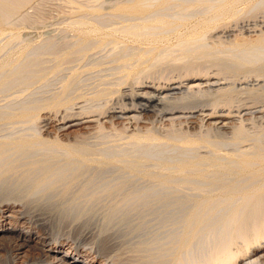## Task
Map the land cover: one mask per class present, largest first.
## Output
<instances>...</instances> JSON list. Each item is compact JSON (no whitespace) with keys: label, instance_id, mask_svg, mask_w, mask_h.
Here are the masks:
<instances>
[{"label":"bare ground","instance_id":"6f19581e","mask_svg":"<svg viewBox=\"0 0 264 264\" xmlns=\"http://www.w3.org/2000/svg\"><path fill=\"white\" fill-rule=\"evenodd\" d=\"M29 1L30 0H0V36L2 38V36H5L7 34L6 36L9 37V38L6 37L9 39L8 41L6 40L8 45H9V43L12 44V42H13L10 40L17 39V42H18L20 40V38H22V36L20 37V35H21L20 32L18 33V32L8 31V30H6V28L4 26H6L5 25L6 23L8 24L7 20L9 18H11L12 16H14ZM167 1L168 0H128V1L126 0L125 2L119 1V3H116V4L113 3L114 5L111 8L112 10L110 9V12H112L113 16H122V17L130 16V17H134L135 19L137 17L138 18L140 17V18L137 19L139 21H133V22H129V21L121 22L120 21V23H119V24H121L120 26L119 25L118 26H111L107 29L103 28L102 26H100L98 24L95 25L93 23H90V22H87V21L81 20V19L70 20L69 22L67 21L68 22L67 26H69L70 29L74 28V30H76V32L78 31V35L76 36L75 40L70 45L67 43L69 45V46L67 45L68 47L66 46V44H64V43H66L64 41H67V40L62 41L63 44L66 46L65 48H62V49H66V48L67 49H66V51L62 50L63 52L60 51L59 54H58V52H55L57 49L56 50L53 49V48H55L56 43H54L52 40L45 41L42 43V45L41 44L33 45L31 43L36 48V49L35 48L33 49V46L32 45L30 46V49L32 47V49L34 50V54L32 53L33 52V50H32L29 54L27 53L29 56L27 54L25 56H21L23 60L19 59L18 61H21V62L20 63L18 62V64L14 63L13 62L14 60L8 62L9 58H7L8 56H6V53L3 51L5 53L6 58L0 57V90H2V92L4 89L12 88V86H15L16 84H18V86H20L19 84H23V85L27 86V88L29 89V87H31L32 85H34L38 82H41L42 80L49 77V75L50 76L51 75L52 76L58 75L61 72L60 70H62V67H63V66L62 67L59 66V64L63 60L65 61V59L70 54L75 53L74 55H76V52H83L84 54H86L85 52L90 47L87 48L86 47L87 44H85V43H87L91 38L94 39V45L96 47H100V46L114 42V40L117 39L115 37V33H118V36L120 39L129 40V42H127V43H136V44H134L136 46H133V47L131 46V48H130V46L125 45V43H123L124 42V40H123V42L121 41L124 44V45H122L123 47H120V49L118 47L117 48L118 50H116V49L110 50L111 48L108 49V51L109 50L110 51L104 57L105 59L104 58L102 59V62H101V60H98V59L97 60L99 62L98 61L95 62L93 60L95 63L93 62L91 65H89V66L87 65L88 67H86V69L84 66H81V67H84L85 71L81 67H80V69L74 67L75 69L72 68V69H74L73 71L70 69L72 72L70 74L68 73L69 75L68 74L63 75L64 74L63 73L62 74L63 76L58 77L59 78L58 82H60L61 84L59 87L60 89H57L58 91L56 93H54L56 91L55 90L52 94H47L45 92L47 95L44 94L45 96L43 95V96H40L39 98H33V99H29V100L25 99V100L21 101V103H18L19 105H17V107L14 108V106H13V108H11V110L12 109H15V110L13 112L11 111V113L7 112L8 114H6V115H4L5 114L4 110L3 111L0 110V120L5 118L9 121V123H12V124H18V123L22 124L23 123L24 125L26 124V127H28L27 125H29V124L31 126L34 125V127H32L33 133L30 132V130H27L28 133H26V134H28V135H25V133H24V135L21 134L22 136L18 135L19 137L16 136V138L13 137L11 139H7L8 137L4 138V136H3V138L5 140L7 139L8 141H5V140L0 141V178H2L4 175H6V177H7V174L10 175L14 171H17V170H14V167H13L14 165H16V164H14L15 162L13 163L12 161H7V157L10 156L12 153H14L13 155H15V152H17V156L16 155L15 156L21 160V158L18 155L19 152H20V154L23 153L21 155V157L24 155V150H26L25 153H29L28 155H30V152H31V155H33L34 154L33 152H35V154L32 156V159L35 157V161H33V162L29 161L31 158H28V157H30V156L25 154L28 156V157L27 156L26 157L29 159L27 162H31V164H28L27 162H23V163H27L26 165H30L29 167L27 166L28 169L24 168V166L26 167V165L23 166L21 164V162H20L21 165H19V159L14 157V160L16 159L18 161V165L23 166V167H21V168H23L22 170H24V169L26 170V171L24 170L25 173H23V175L26 174V175H24V178H23V179H26V181L24 182L21 180L22 183L25 184L27 182V180H30V178L32 176L31 174H33L35 172L34 173L35 179H34V176L32 177V179L35 181L34 182L35 185L31 186L32 185L31 183L28 187L26 185L25 186L23 185L25 187L24 189H26V187L30 188V189L25 190L26 194L24 191L25 195L22 193L23 196H26V197H28V196L33 197L34 196V197L33 198L30 197L29 199L24 198L25 199L24 200L23 197L19 196L21 194L20 193L21 190H23V187L21 185H20V187L22 189H20L18 187L21 182L17 186L10 184L11 182H14L16 179L19 178L17 176V178L14 179V181H12V177H14L15 174H12L13 176H10L11 177V179H9V180H11L10 183L8 182V180H7V182L5 181L7 183L8 187H6V183H5V186L4 187L2 186L1 190H0V213H2L3 210L9 209V208H11L10 211H12V214H8L12 217V218L10 217L11 220L9 219L5 223H3V220H4L3 216L2 215L0 216V219H1L0 220V264H17L18 262H21L22 264H264V147H263V145H261L262 144L261 142L263 141V140H261L262 138L260 140L258 138V137H260L261 134L264 133L263 132L264 129L261 128L263 130L262 131L263 133L261 132V129H259L260 130L259 132H261V134L258 135V133H259L257 131L258 127L256 128V125H254L255 128L257 129L256 131L258 132L257 133V135H258L257 139L260 142H256L257 139L253 138V139H255L254 140L255 142L253 144L250 143L252 148L254 147L253 149H251L249 151L248 150L247 151H240L241 149L244 148L243 147L241 149L239 148L238 152H236L237 150L235 149L236 147L237 148L240 147L241 143L245 140H247V142L248 141L251 142V140H249V139H252V138H250L252 133L250 132V134H249V132H247V130H245L246 129L245 127H248V124H247V126H244L245 125L244 122L245 121H247V122L251 121L254 124L256 121L258 122V120H259L258 123L260 124V120H264V93H263L262 88L261 89L259 88V87H263L262 85H264V64H263L264 62H262L264 60L259 58L260 55H262V54L264 55V34H261L260 36L258 34L257 35L258 37L254 38L255 40H253V41H250V39H243L242 36L238 37L239 39L238 38H236L235 40L232 39L233 41L231 42L232 43L231 46L233 47V49H240V50L242 49L243 51H247L248 53H250V55H246V56L238 58V59H232L230 57H219L218 58L215 56L217 52L212 51L209 47H207V45L205 43L201 44V41L206 40L205 35H207V34L216 33L215 36L218 37L217 32H224V34H225V32L226 33L232 32L233 31L232 29H234V28L231 29L228 27L229 22L232 20L233 21L237 20L241 16H245L247 13H252L251 10L253 9V7H257V8L259 7V9H260L261 6H264V0H250L251 3L249 1L247 2V0H179V4H180V7H181L183 13L187 16H194L195 18H197V20L194 21L192 27L185 28V30H186L185 33L188 35V36H185V38L186 37L187 38H196V37L201 36L200 40H198L196 43H194L193 39L183 38L182 41H177L176 43H174L172 45L169 44L170 46L161 47L163 45L160 43L161 42L163 43V41H165L169 37V36L166 37L165 34L170 32V31L173 32V29L170 30L171 25L173 24V21L166 19L164 17H158V18L154 17L153 18L150 16V14H147V13H149V12L151 13L152 9L158 8L162 5L165 6L167 4L166 3ZM92 10H94V9H92ZM92 10L91 11L88 10V11L92 12ZM96 10L98 11V9L95 8L94 12H96ZM22 11L23 10H21V12ZM261 11H263V10H261ZM146 14L149 15L150 18L145 17ZM249 15L250 14H248L247 16H249ZM25 16H26V14H25ZM19 21H20V19H19ZM179 21L182 25H184L186 23L184 19H180ZM64 24H65V22H64ZM219 28H222V30ZM6 31H8V33H6ZM191 33H193V34L190 35ZM180 35H182V34H180ZM183 37H184V35H183ZM235 37H237V35H235ZM118 41H116V42H118ZM17 42H15L16 45L18 44ZM116 42H114V44ZM228 42H230V40ZM29 43L23 44L22 46L20 45L19 51L22 52V54L24 53L25 49L30 45ZM58 44H59V42H58ZM63 44L61 43L60 46L61 45L63 46ZM3 45L1 44L0 46H3L5 49V46H6L5 43ZM9 46H8V48H10ZM89 46H91V44H89ZM126 46H128L130 48V50L125 49V48H127ZM109 47H111V46H109ZM112 48H115V47H112ZM58 49H59V47H58ZM244 49H246V50H244ZM1 50H2V48L0 49V51ZM26 51H27V49H26ZM8 52H9V50H8ZM18 52H16V53H18ZM47 52H50V53L55 52V54L57 53L56 57L55 58L51 57L52 59H54L53 61L50 58L47 60H44V62H43L44 65H42V63H40L41 67L47 66V65H45V63L49 60L52 61L51 63H53L54 61L56 63L52 64V66L48 67L47 69H39L38 68V70H35L34 68L36 67V65H37V67H40L39 56L45 55L44 57H46L47 54H43V53H47ZM1 53H2V51H1ZM89 53H91V52H89ZM11 54H12V52H11ZM55 54H54V56H55ZM35 55H37V58L39 60L36 59ZM195 55L199 56L201 59H205V60L210 61V62H211V60H214V59H215V61L220 60V62H222L223 65L224 64L225 65L222 66L220 64L222 66L221 67L218 65L216 66V64L215 65L212 64V66H214V67L216 66L217 69L219 67H221V69L218 70L217 72L214 71L215 73H212V75L211 74L209 75L206 72V70L204 69V66L206 67L210 63L206 64L207 61H205L206 65H203V68H202V66H199L198 64H196L198 59L193 60L194 58H192V60H189V59H191V56L194 57ZM48 56H51V55L49 54V55H47V57ZM77 56L78 55H76L75 57H77ZM79 56L83 57L84 55H79ZM197 56H195V57L197 58ZM249 56L256 57V58L251 59V58H248ZM14 57H16V56H14ZM14 57H13V59H14ZM114 57H115V59L112 60V58H114ZM40 58H42V57H40ZM69 58H68V60H69ZM71 58H73V57H71ZM15 59H17V58H15ZM24 59H27V60L24 61ZM35 59H36V62H35ZM75 59H77V58H75ZM75 59H74V61H75ZM201 59H199V60H201ZM87 60H89V59H87ZM22 61H23V63H22ZM113 61H117L118 64L116 66H113L111 64L112 66L110 65L111 66L110 68H109V66H107V67L103 66L104 64L106 66L107 63H112ZM168 61H169V63L170 62L177 63V65L179 64L180 66H177L176 64H174L173 67H169L167 65H166L167 67H165V64L163 62L168 63ZM201 61H204V60H201ZM217 62H219V61H217ZM198 63H200V62H198ZM202 63H204V62H202ZM202 63H200V64H202ZM12 64H15V65L12 66ZM47 64L51 65L50 62H47ZM159 64H162V67L159 66ZM226 64H228V65H226ZM74 65H76V64H74ZM32 66H35V67L32 68ZM85 66H86V64H85ZM156 66H159L163 69L159 70L160 68L159 69L157 68L159 71L156 72L155 71ZM212 66H209V67L212 68ZM5 67L6 68L10 67L9 68L10 70L8 69L7 72H6V70L4 71L3 68H5ZM59 67H61L60 70H59ZM107 68L112 70L113 75H116L117 77H115L113 80L111 79V81H108V78H107V80H106V78L103 79L104 80L103 82H105V80H106V82L104 83V85L106 84L105 86H103V83L101 81L102 86H101V88H99L98 86H100L101 83L99 84V81H98L96 86L95 85L90 86L91 87L90 90L87 89L90 91V93H88L89 96L86 95L87 93L86 94H85V92L83 93L82 92L83 90L78 91L76 93V95H74L73 98H71V97L68 98V96H66L67 97L66 98L63 96V94H65V92L68 91L67 89H70V86L74 87L75 89H79L78 83H79V81H81V79L79 80L78 77L82 72H83V74L87 75L86 72L91 73L96 69L97 70H104ZM63 69H66V68H63ZM176 69H180L181 73L179 72L178 74L175 73L176 75H173ZM64 71H67V70H64ZM171 71H174V72H171ZM108 72H109V70H108ZM99 73H102V71ZM239 73H241V74L243 73V74L239 75ZM89 75H90V77L91 76L95 77V74L94 75L89 74ZM107 75L110 76L111 74L109 73ZM107 75L104 73L105 77ZM84 77L82 79H84ZM88 77L89 76L87 75V78ZM94 77H91V78H94ZM96 77H97V75H96ZM110 77H112V75ZM228 77H231V78L233 77V80L235 79L233 81L230 78V80L233 81V82L229 81L230 84L232 83L231 84L232 86L233 85L239 86V89H241L239 91L244 90L247 92L246 94L249 95V96L247 95V97H249V100L243 101V98H242L241 102L243 101V103L239 102L240 103L239 105L236 104L237 106H233L236 101L238 102L237 99H239V98L236 95L237 99H235L236 101L233 102L234 96H232L231 94H232V92L235 93L234 92L235 90L237 92L238 88L236 87L237 89H234L233 88L234 86L228 87V84H227V79H229ZM48 79H50V78H48ZM221 79H222V81H221ZM53 80H55V79H53ZM94 80L97 81L96 79H94ZM85 81H86V79H85ZM219 81H221V82H219ZM94 87L99 88V89H95ZM16 88H18V87H16ZM20 88H23V87H20ZM86 88H88V87H86ZM258 88H259V90H258ZM75 89H73V90H75ZM18 90H19V88H18ZM50 90H51V88H50ZM247 90H249V92ZM260 90H262L261 91L262 93H258V92H260ZM89 91H87V92H89ZM10 93H12V92H10ZM38 93H41V92L39 91ZM49 93H50V91H49ZM239 93H241V92H239ZM25 94H24V96H25ZM242 94L246 95L245 93H242ZM66 95H68V94H66ZM86 96H87V98H85V99L87 101H91L92 104H93V101H97V103H98V101H100V103H98L96 105L94 104V105H89V106L88 105L82 106V107L78 108L77 112H74V113H70V112L67 113L66 110L70 106L69 105L65 106V107H67V109L65 108L63 110L64 113H61V115L63 114V116L61 117L62 122L57 125V130L66 132V131H68V129H70L73 126H86L84 128L88 129L93 124L92 126L98 127L99 129H97V131L100 132V130H103V128L107 127L106 125L109 124L113 128L115 126V129H116V127H118L115 131L118 130V132L124 133L125 135H123V136H125V139L130 140L128 142L135 144V145L138 144V146L140 144H143V145L144 144H148V145L151 144L152 145V143H156V142L159 143L161 141L163 144H165L164 143L165 141L172 140L174 142V140H175V144H178L177 142H179L181 145L180 146L181 148L187 147V149H188L190 147L192 149L194 147L196 148V147H199L202 145H207V146H210L212 148H215V150H217L219 148V146L218 147L214 146L215 143H218V144L221 143L222 144V142L219 143L217 141H212V139H210V133L212 134L213 132H217V133L221 132V134H223L222 133L223 131L230 130L233 132V133L231 132V135L234 137L236 144H237V142H240V145L238 143V145L234 148L235 153L231 154L230 152H227L230 154L226 155L227 153L225 152V153H222V155L223 154L226 155V156H224L225 158H223V157H220L221 159L219 158V160H222V159H226V157H227L229 160H231V161H229L228 165H226V166H222V164L218 163V161H216V160H218V158H215V157L209 158L208 157L209 155L207 157H204L203 154H202L203 157L197 156V158H196V155H193L194 154L193 153V154H189V155H190V157L192 156V157H195L196 159L193 160L191 158L192 160H188L189 158L187 157L188 159L183 161L181 159H183L182 157H184V156L179 155V156H181L180 161L178 158L179 156H177L178 162L175 161V164L170 165V166L169 165H163L164 162L167 163V161L169 159L165 160V157H164V160H163L164 162H163L161 160L162 158L161 159L158 158V161L160 160L161 163L163 162L162 166H164V169H167V171H165V172H168L169 174L171 172V175H169V176H167L168 174L165 175V172L161 173V174H164V177H162L163 175H161V177H156L154 175H150V174H156L155 170L153 173L146 174V177L144 176L145 179H147V180H149V179L154 180L151 183L154 186V188H155L154 184H157L156 187H158V188L160 186L161 187L162 186L168 187L170 184L169 187L172 188L171 182L173 183V181H170V180H172V178L174 177V176H172V174H177V173H179V174L182 173L183 175H186V177H188V175H193L195 178H193L192 176H190V177H192L193 179H198V182H196V185H197V183H199V179L203 180L204 177L208 179V181H205L206 182L205 184L208 186L207 188L210 187V189H207L206 186L203 189V190H205V189L210 190L208 194H205V195L203 194L200 196V194L197 193V194H195V196H197V197L200 196L201 198L197 199V197H196L195 200H193V196L191 195L193 201H191V196H189V194H188V196L190 198L187 197L186 199L190 200L191 202L188 203L189 207L183 211L184 213L180 214L179 216L176 215L175 212H174L175 215L170 214L171 216H176V219L178 221H180V223H178L179 225H177L178 228L180 226V229H178V231L176 230V227L174 226L177 233H174L171 235L169 233L170 230H168V233L170 235H169V237H165V238L164 237L163 238L158 237L157 234L149 236L150 235L149 233H148L149 235L143 233L142 234L143 236L141 235L142 237L136 236L135 238H139V239L134 238L136 241L134 240L133 243L129 244L128 242H132L133 239H132V241H127L128 239L125 240L126 239L124 237L125 235L120 234L119 231H117L118 228H117V230L116 229L113 230L114 225H115L114 223H116L114 221V219H111V217L113 215L111 217H108L109 215L107 216V214H105L107 218H105V220L104 219L103 220L105 221V223H107V225L114 221L113 222L114 225H112V230H111V228H107L109 226L104 227L105 226L104 225L100 231V234H98V235L96 234V237L94 240L92 239L93 237H88V236L86 237L85 234H81L80 232L77 233V235L80 237V238L78 237L80 239V242H82L83 244L92 245L90 247L89 253L84 254V253H82V251L80 249L70 248L67 246V244L63 243L64 241L63 242H51L52 241L51 236L48 234L49 231L51 232L54 229V227H55L54 224L56 223V221H58L61 218L63 220V217H64V216L62 217L61 212H59V211L56 212L55 210H57L56 208L58 206L60 207V205L63 207V204L65 203L63 199H65V197H68L67 193L70 192V190L68 191V189H67V188H69L68 185L67 186L64 185L66 188H63L60 190L58 188H55V190L57 189L59 191V193L56 190V194H54V195L49 194V193H51V191H53V190H51V189H53V188H51L52 187L51 185L54 182L52 183L51 181H48L47 179L50 178L52 180L51 176H53L54 174H55L54 176L59 174V172L62 170L61 167H63V166H61V165L63 163L60 165L61 166L60 167L59 166L60 159H59L58 166H54V167H58V168L60 167L61 169H60V171H56L58 168L56 169L52 166L53 165L52 159H54V158H51V157L49 158L48 154H46V157H45V155H44L45 153L44 154L42 153L43 150L46 151L47 149L50 148V147H47L48 145L47 146L45 145L50 141V139H48L49 141L47 142V139L45 141V139L43 137H42V139L40 138L41 131H40L39 126L37 124H38L39 119H44V118H41V114H40V112L42 110L50 109V112H52V110H53L57 114L58 112H60L62 106L67 105L68 102L70 104V100H73L75 98H84ZM239 96H240V94H239ZM14 98H15V96H14ZM245 98H246V96H245ZM87 101H85V102L89 104V102H87ZM232 103H233V105H232ZM47 113H48V111H47ZM0 125H2V124H0ZM156 125H158V126L160 125L162 129H165L164 131L166 132V134L161 136L159 133H157V131H156L157 129H155ZM30 127L28 129H30ZM109 127L110 126H108V129L111 130ZM259 127H262V125H259ZM15 128H18V127H15ZM197 128L201 131V132H199V130H198L199 133H197V134H199V135L193 134L194 136L190 137L187 134V132H183V130H196ZM201 129H204V130H201ZM159 130H158V132L161 131V130L160 131ZM3 131L4 130H2V132ZM106 131H107V128H106ZM112 131H114V130L112 129ZM196 132H197V130H196ZM93 133H95V132H93ZM98 134H103V133H98ZM183 134H185L186 136H184ZM224 134H225V132H224ZM229 134H230V132H229ZM254 134H256V133H254ZM254 134H252L251 137H254ZM0 135H2V134H0ZM123 136H121L122 139L124 138ZM253 139H252V141H253ZM57 141H58V139H57ZM58 142H61V141H58ZM62 142L64 143V141H62ZM85 142H87V141H85ZM50 143H52V142H50ZM66 143L67 142H65L64 144H66ZM130 143H127L126 145H129ZM56 144H58V146H60V147H61V145L63 146V144H59V143H56ZM170 144H172V143H170ZM218 144H216V145H218ZM242 144L246 145V141H245V143H242ZM263 144H264V141H263ZM94 145H96V144H94ZM178 145H177V147H179ZM49 146H51V144ZM68 146H69V144H68ZM81 146H83L82 143H81ZM84 146H85V144H84ZM86 146H85V148H82V147L80 148V146H79V149L76 147L77 150L76 149L71 150V148H74V147H71V148L68 147V148H70L71 152H69L68 149H65V148H67V146H66L64 148L65 151L67 150V152H68L66 158L69 160L73 159L74 161L77 158H78V161L80 159L81 164L79 162L78 163L80 164V166L82 165V167L83 166L84 167H90L88 165H93L92 167L95 169V167L98 164L101 165L102 163H104V166H105V162H107V160L103 161L99 157L101 154L99 156L93 157L94 155L97 154V152L99 153V150L98 151L96 150L97 152L94 151L96 153L95 154L92 152V150H88V148H86ZM116 146H118V145H116ZM131 147H132V145H131ZM131 147H129V148H131ZM135 147H137V146H135ZM248 147H250V146H245V148H247V149H248ZM200 148H202V147H200ZM191 149H188V150H191ZM54 150H56V147ZM57 150H58V147H57ZM123 150L126 151V147H125V149H121L120 151H123ZM158 150H160V149H158ZM243 150H245V149H243ZM62 151H64V150L62 149ZM65 151H64V153H66ZM104 151H105V149H104ZM120 151H119V153H120L119 156H121L122 159H123V157L128 156V155H125L126 153H123ZM140 151H142V150H140ZM153 151H155V150H153ZM233 151H231V152H233ZM100 153H102V152H100ZM161 153L162 152H160L159 155ZM91 154H94V155H91ZM114 154L115 153H113V155ZM143 154H145V153H143ZM50 155H52V154H50ZM61 155L64 156L63 154H61ZM145 155L136 156L137 157L136 159H139L140 162L141 161L145 162L146 156H147V155L146 156ZM162 155H163V153H162ZM62 156H60L61 161L62 160L66 161V159H64V158L62 159ZM151 156H152V154H151ZM212 156H213V154H212ZM11 157H12V155H11ZM111 157L116 158V155L115 156L111 155ZM111 157H109V158H111ZM148 157L149 156H147V158ZM56 158H57V156H56ZM105 158L108 159V157H105ZM115 158H113V159L115 160ZM175 158H176V155H175ZM9 159H11V158H9ZM120 159H118V160H120ZM154 159H155V156H154ZM170 159L172 160L174 158L171 157ZM139 160H138V162H139ZM17 161H16V163H17ZM132 161L133 160L130 159L129 162H132ZM54 162H55V159H54ZM71 162L70 163L72 164V167H75L76 165H74V162L73 161H71ZM123 162L125 163V161H123ZM136 162L137 161L135 160L133 165L137 164ZM78 163H77V165H78ZM171 163H172V161H171ZM64 164H65V162H64ZM150 164H153V163L151 162ZM169 164H170V162H169ZM18 165H17V167H18ZM66 165H68V162H66ZM107 165H109V164H107ZM159 165H160V162L157 166H159ZM69 166H70V164H69ZM125 166H124V168H126ZM135 166H137V165H135ZM160 166H159V168H160ZM98 167H101V166H98ZM129 167H130V165H129ZM66 168H67V166H66ZM76 168L78 169L79 167H76ZM141 168H142V165H141ZM159 168L157 167L156 169L158 170ZM19 169H20V167H19ZM77 169L74 168L73 171H75ZM135 169H137V168H135ZM135 169L132 168V169H130V171L132 170V171H135L134 173H136V171L138 169L137 170H135ZM147 169H148V167H147ZM169 169H170V171H169ZM22 170H21V172H22ZM78 170H80V169H78ZM132 171H131V173H132ZM70 172H72V169ZM81 172L84 173V171H82V170H81ZM137 172H139V171H137ZM148 172H149V170H148ZM204 172H206V174H204ZM15 173L17 174L18 172H15ZM88 173L90 174V172H88ZM139 173L141 175V172H139ZM60 174L61 175H59V177L60 176L62 177L63 172L62 173L60 172ZM80 174L82 175V173H80ZM80 174H79V176H80ZM158 174H159V172H158ZM182 174H180V175H182ZM68 175H66V176L68 177ZM133 175H137V174H133ZM142 175H145V174H143V170H142ZM180 175L177 174V176L181 177ZM224 175H227L226 179L224 178L225 181H223V178H222ZM75 176H77V175H74V178L76 179L75 181H77V178ZM83 176H85V175H83ZM86 176H88V175L86 174ZM6 177H3V178H6ZM65 177L58 178L59 182L61 179L64 181ZM141 177H143V176H141ZM141 177L139 176V178L141 179L140 181H142L141 183H143L144 179H142ZM74 178L71 180L73 183L75 182V181H73ZM20 179L21 178H19L18 180H20ZM79 179H81V178L79 177L78 181H79ZM185 179L188 180L187 178H184V180ZM33 180L32 181L30 180V182H33ZM54 180H57V179H53L52 181H54ZM136 180L137 179H135V181ZM174 180H176V182H177V180H179V179H178V177L176 178V176H175ZM184 180H182V181L179 180L180 182L179 181L178 182L181 183V182H184ZM245 180L247 182H245ZM2 181H4V179H2L1 182ZM47 181L49 183L51 182L52 184L47 183ZM188 181L190 184L191 183L190 180H188ZM191 181H192V179H191ZM241 181H243L244 183L243 182H242L243 184L240 183ZM15 182H17V181H15ZM65 182H68V181H65ZM72 182H71V184H73ZM154 182H157V183H154ZM8 183L10 184V187H11V185L16 186L15 189H17V187H18V190H16L18 193L15 190H8L9 189ZM55 183H56V181H55ZM61 183L60 184L57 183V184L61 185ZM87 183L91 184L89 181ZM124 183L125 182H123V184ZM141 183H140V185H141ZM187 183H184V186L186 184V186L188 187ZM192 183H194V182L192 181ZM238 184H240V185H238ZM58 185H54V186L58 187ZM79 185H81V184H79ZM106 185L107 184H105V186ZM116 185H118V184H116ZM130 185H132V184H129L128 186H130ZM144 185H145V182L143 183V186ZM147 185L148 184L145 185L146 189L150 187V185L148 187H147ZM177 185L175 184L174 186H177ZM179 185H181V184H179ZM118 186L120 188V187H123L124 185H122V183H121ZM133 186H134V184H133ZM145 186H144L143 190H141L139 188L140 191L137 190L138 187L135 189L134 188L135 186L134 187L131 186L132 188H134L135 191L132 192V190H131L132 188L130 187L131 189H129V190H131L130 191L131 193H129V194L126 193L127 195H124V193L126 191L125 190L124 193L122 192L123 197L120 200L118 199V201H119L118 203L115 201L117 199L115 197L116 199H114V201H115L114 204L116 206L114 204H112V205H114L115 207H117V204L127 205L126 208L130 207L131 209L133 208L134 210L136 208L138 209L140 207H141L140 209H142V208L144 209L146 207L149 208L148 205L150 203H152L151 201L157 200L154 204H156L157 206L163 207L165 205L164 201H168V200H165V199L163 200V198H162V200H163V202H162L161 200H158L159 199L158 197H157V199H151L152 197L155 198V196H153V195H152V197H151V195L149 196V194L147 192L149 190H145ZM191 186H193V185H191ZM152 187H150V188H152ZM161 187L159 189H161ZM182 187H183V185H182ZM198 187H201V186L198 185ZM59 188H60V186H59ZM72 188H73V186H72ZM77 188H79V187H77ZM90 188L88 187V189H90ZM97 188L98 187H96L95 189L97 190ZM119 188H116V189H119ZM126 188L127 187H125V189ZM141 188H142V185H141ZM171 188H169V190H171ZM11 189H13V187ZM111 189H113V188H111ZM157 189L155 188V190H157ZM55 190L52 192V194L55 192ZM83 190H84V192L86 191L85 189H83ZM166 190H168V189H166ZM93 191L91 190L92 193H93ZM97 191H96V193H97ZM103 191H104V189H103ZM116 191H118V190H116ZM157 191H158V193L161 192V190L160 191L157 190ZM157 191L152 192V194L155 193L154 195L161 196L160 194H157ZM162 191L164 192V190H162ZM198 191L200 192V190H198ZM206 191H203V192L207 193ZM79 192H78V194H79ZM91 192H88V193H91ZM109 192L111 193L110 190H109ZM113 192H115V191H113ZM146 192H147V194H146ZM182 192H184V191H182ZM203 192H200V193H203ZM70 193H72V192H70ZM166 193H170V192L166 191L165 193H163L165 195V197H168V196H166V195H168ZM192 193H193V191H192ZM22 194H21V196H22ZM113 194H115V193H113ZM109 195H111V194H109ZM112 196H110V197H112ZM114 196H118V198H120L119 195H114ZM176 196L181 198L180 195H176ZM78 197L76 196V198H78ZM162 197H164V196H162ZM174 197L175 196H173L172 198L170 197L172 199V201H174L173 199L176 200L178 198V197L177 198L176 197L174 198ZM95 198L98 199V196H96ZM113 198H112V200H110V202L113 201ZM67 199L68 198H66L65 201H67ZM182 199H184V198H182ZM185 200L184 201L181 200L182 203L185 202ZM76 201H78V200H76ZM86 201H87V198H86ZM86 201H83V203ZM181 201H179V202H181ZM61 202H63V203H61ZM97 202L99 203L100 201H97ZM110 202H109V206L111 205ZM93 203H95V202H93ZM182 203H180V205ZM66 204H68V203H66ZM87 204H88V202H87ZM106 204H107V202H106ZM154 204H153V206H154ZM167 204L172 205L173 203L170 202V200H169L166 203V205ZM186 204H187V201H186ZM97 205H100V204H97ZM97 205H96V207H97ZM171 205H169V206H171ZM173 205H176V204H173ZM180 205L178 204L176 209ZM184 205L185 204L183 203V206ZM220 205L221 206L223 205L225 207V209H224V211L222 210L223 212H222V214H220L219 217L217 215L218 218L216 217V214H218V213L215 214L216 218L215 217L214 218L217 220H216V222H213L211 219V218H213V217H211L212 211H213V209L216 210L214 207L219 206V208H220ZM91 206H93V205H91ZM150 206L153 208L152 204ZM185 206H188V205H185ZM79 207H81V206H79ZM83 207H85V206H83ZM151 207H150V209L146 208L147 210L145 209V211L143 210L142 212H144V213L146 212L148 214L151 213V211H150L152 209ZM181 207H182V205H181ZM112 208H110V209H112ZM173 208H175V207H173ZM183 208H180L181 210L178 208L180 210V212L179 211L178 212L182 213L181 211ZM67 209H68V207H67ZM108 209L109 208L107 207V210ZM113 209H115V208H113ZM153 209H152V213L157 210V209L156 210L154 209L155 210L154 211ZM168 209L169 208H167V210ZM134 210H132V211H134ZM170 210H172V209H170ZM177 210H176V212H177ZM26 211L28 212L27 217H26V213H27ZM31 211H32V213L30 215L29 212H31ZM124 211H127V210H124ZM138 211H139V209H138ZM77 212H79V211H77ZM115 212H119V210L118 211L115 210ZM142 212H140V213H142ZM161 212H162V210H161ZM213 212H216V211H213ZM220 212L221 211H219V213ZM127 213H128V211H127ZM134 213H132V214H134ZM163 213H165V212H163ZM117 214H119V213H117ZM130 214H131V212H130ZM148 214H146V215H148ZM172 214H173V211H172ZM146 215H145V217H146ZM149 215L151 216V214H149ZM158 215L161 216V214H158ZM29 216H31L30 219L33 220L32 225L30 226V224H29V226H23L25 219L28 218ZM156 216L157 215H155V218H156ZM177 216L179 217V219ZM131 217H132V215H131ZM151 217H152V219L154 218V216H151ZM163 217L166 218V215ZM119 218H121V215ZM135 218H137V216H135ZM146 218H148V217H146ZM157 218H159V217H157ZM169 218L170 217H168V219ZM180 218H181V220H180ZM78 219H80V218L78 217ZM160 219H162V218H160ZM215 219H213V220H215ZM103 220H102V222H103ZM148 220H147V222H149ZM169 220H168V222H170ZM116 221H117V219H116ZM129 221H131V220H129ZM129 221L127 223H129ZM176 221L175 222L173 221V222L176 223ZM118 222L119 221H117V223ZM159 222H160V220H159ZM159 222L157 221L156 223H159ZM130 223L133 224L132 222H130ZM142 223H144V222H142ZM139 224H140V222H139ZM147 224L148 223H146L145 230H148L150 228L148 226L149 228L146 229ZM143 225H145V223ZM161 225H165V224L161 223ZM161 225L159 224V226H161ZM169 225H173V224H169ZM135 226H136V222H135ZM138 226L140 227V225H138ZM138 226H136V227L139 230H142L143 226H141V229ZM155 227L152 229L153 230L157 229V227L156 228ZM168 227H171V226H168ZM168 227H164L163 229L164 230L166 228L169 229ZM134 228H132V230ZM137 228H136V230H137ZM81 229H83V228H81ZM159 229H160V227H159ZM143 230H144V228H143ZM148 231H151V230H148ZM171 231H172V229H171ZM141 232H140V234H141ZM156 232H159V231L156 230ZM153 233H155V231ZM138 234H139V232H138ZM164 234H167V232ZM126 236H128V235H126ZM159 236H162V235H159ZM89 238L92 240H89ZM195 240H196V248L195 249L197 251H194L195 253H192V252L187 253L186 251H188V249H190L191 246L194 245V247H195V244H194ZM195 249H193V250H195ZM29 250H33V252L35 250V254H34L35 257L31 260L28 257H25V256H27L26 252H29ZM99 256H100V258H99ZM101 257H104L106 259V261H108V263L101 261L103 259V258L101 259Z\"/></svg>","mask_w":264,"mask_h":264},{"label":"rangeland","instance_id":"374dc122","mask_svg":"<svg viewBox=\"0 0 264 264\" xmlns=\"http://www.w3.org/2000/svg\"><path fill=\"white\" fill-rule=\"evenodd\" d=\"M119 1H121V2H125L126 0H30L23 8H21L14 16H12L11 18H9L7 21H8V24L6 23L5 25L6 26H4L5 28H6V30H8V31H13V32H20L21 33V35H20V37L22 36V38H20V40L17 42V39H14V40H10V41H13L12 42V44L11 43H9V45L7 44V41L9 40L8 38V36H6L7 34L6 33H8V31H6V35L5 36H2V38L4 39H2L1 38V36H0V45L2 44H4L5 43V49H4V45L3 46H0V49L2 48V53H1V51H0V57H2V58H6V56H8L7 58H9L8 59V62L9 61H13L14 63H16V64H18V62L20 63L21 61H18L19 59L20 60H23L22 59V57L21 56H25L27 53L29 54L35 47L33 46V45H37V44H41L42 45V43L43 42H45V41H49V40H52L54 43H56V45H55V48H53L54 50H56L55 52H58V54L60 53V51H66V49H62V48H65L68 44L70 45L74 40H75V38H76V36L78 35V31L76 32V30H74V28L72 29H70L69 28V26H67V23L70 21V20H75V19H81V20H85V21H87V22H90V23H93V24H95V25H100V26H102L103 28H109V27H111V26H120L121 24H119L120 23V21L121 22H126V21H129V22H133V21H139V20H137V19H139L137 16V18L135 19L134 17H130V16H124V17H122V16H113V14H112V12H110V9L112 8V6L114 5V4H116V3H119ZM128 1V0H127ZM250 2V0H247V2ZM120 2V3H121ZM114 3V4H113ZM167 4L164 6V5H162V6H160V7H158V8H155V9H152L151 10V13L149 12V13H147V14H150V16L151 17H155V18H158V17H164V18H166V19H169V20H172L173 21V24L171 25V29L170 30H172L173 29V32L172 31H170V32H168V33H166L165 34V36L166 37H168L166 40L168 41H163V43L161 42H159L160 44H162L163 46H161V47H166V46H170V45H172V44H174V43H176L177 41H182L183 40V38H185V36H188L186 33H185V28H190V27H192L193 26V23H194V21H196L197 20V18H195L194 16H187V15H185L184 13H183V11H182V9H181V7H180V4H179V0H168L167 2H166ZM251 3V2H250ZM112 4V5H111ZM263 7V8H262ZM91 8V9H90ZM95 8L96 9H98V11L96 10V12H94V10H95ZM262 8V9H261ZM83 9V10H82ZM92 9H94V10H92ZM21 10H23L22 12H21ZM88 10H92V12H89ZM112 10V9H111ZM258 10V11H257ZM261 10H263V11H261ZM21 12V13H20ZM251 12L252 13H247L245 16H241L239 19H237V20H232V21H230L229 22V24H228V27L229 28H234V29H232L233 31L232 32H225V34H224V32H217V35H218V37L217 36H215L216 35V33H214V34H207V35H205L206 36V40L205 41H201V44H206L207 45V47H209L212 51H215V52H217L216 53V57H230V58H232V59H238V58H241V57H244V56H246V55H250V53H248L247 51H243L242 49L240 50V49H233V47L231 46V42L233 41L232 39H236V38H238V37H243V39H250V41H253V40H255L254 38H256V37H258L257 35L259 34V36L261 35V34H264V6H261L260 7V9H259V7L257 8V7H253V9L251 10ZM24 13V14H23ZM19 14V15H18ZM25 14H26V16H25ZM146 14V16L145 17H148V18H150L149 17V15H147ZM248 14H250L249 16H247ZM254 14V15H253ZM263 15V16H262ZM25 16V17H24ZM257 16V17H256ZM22 17V18H21ZM24 17V18H23ZM256 17V18H255ZM29 18V19H28ZM123 18V19H122ZM19 19H20V21H19ZM122 19V20H121ZM125 19V20H124ZM128 19V20H127ZM180 19H184L185 20V24L184 25H182L181 23H180ZM245 19V20H244ZM30 21V22H29ZM68 21V22H67ZM177 23H175V22ZM237 21V22H236ZM64 22H65V24H64ZM235 22V23H234ZM123 24V23H122ZM233 24V25H232ZM259 25V26H258ZM242 26V27H241ZM252 26V27H251ZM246 27V28H245ZM258 28V29H257ZM219 29H221L222 30V28H219ZM263 31V32H262ZM253 32V33H252ZM222 33V34H221ZM180 34H182V35H180ZM193 33H191L190 35H192ZM179 35V36H178ZM183 35H184V37H183ZM214 35V36H213ZM234 35V36H233ZM235 35H237V37H235ZM63 36V37H62ZM179 38H178V37ZM6 37H8V38H6ZM72 37V38H71ZM115 37L117 38V39H115L114 40V42H116V41H118V42H116L115 44H114V42H112V43H109V44H106V45H103V46H100V47H96L95 45H94V39H90L87 43H85V44H87V48L88 47H90V48H88V50L85 52L86 54H84L83 52H76V55H78L77 57H75L76 55H74V54H70L66 59H65V61L63 60L60 64H59V66H63L62 67V70H60V68L61 67H59V70L62 72H60L58 75H56V76H50L49 75V77H47L46 79H44V80H42L41 82H38V83H36V84H34V85H32L31 87H29V89L27 88V86H25V85H23V84H19L20 86H18V84H16L15 86L16 87H18L19 88V90H18V88H16L15 86H12V88H7V89H4L3 90V92H2V90H0V110H4V115H6V114H8V113H11V111L13 112L15 109H12L11 110V108H13V106H14V108L15 107H17V105H19L18 103H21V101H23V100H29V99H33V98H39L40 96H43L44 94L45 95H47V94H52L55 90V92L54 93H56L58 90L57 89H60L59 87H60V82H58V80H59V78L58 77H60V76H63V75H67L68 73L70 74L75 68H79L80 69V67L81 66H84L85 67V69H86V67H88L89 65H91L94 61L95 62H97L98 60H101V62H102V59L108 54V52L110 51V50H114V49H116V50H118L117 48L119 47V49H120V47H123L122 45H124L123 43H125V45H128V46H130V48H131V46L133 47V46H136V45H134V44H136V43H127V42H129V40H125V39H120L119 38V36H118V33H115ZM176 37V38H175ZM200 37L201 36H199V37H196V38H185V39H193V42L194 43H196L198 40H200ZM234 37V38H233ZM71 38V39H70ZM221 38V39H220ZM45 39V40H44ZM47 39V40H46ZM175 39V40H174ZM208 39V40H207ZM239 39V38H238ZM242 39V38H241ZM252 39V40H251ZM7 40V41H6ZM42 40V41H41ZM61 40V41H60ZM64 40H67V41H64ZM71 40V41H70ZM123 40H124V42H123ZM230 40V42H228ZM62 41H64V42H66V43H64V44H66V46L63 44V42ZM123 43H122V42ZM15 42H17L18 44L16 45V43ZM30 42V43H29ZM58 42H59V44H58ZM121 42V43H120ZM26 43H29L30 45L26 48L27 49V51H26V49H25V51H24V53L22 54V52H20L19 51V49H20V45L22 46L23 44H26ZM33 45H32V44ZM63 44V46L61 45L60 46V44ZM68 43V44H67ZM127 43V44H126ZM89 44H91V46H89ZM117 44V45H116ZM170 44V45H169ZM13 45V46H12ZM15 45V46H14ZM33 46V49H32V47H31V49H30V46ZM68 45V46H69ZM94 45V46H93ZM165 45V46H164ZM8 46L10 47V48H8ZM67 46V47H68ZM109 46H111V47H109ZM128 46H126L127 48H125V49H127V50H130V48L128 47ZM14 47V48H13ZM58 47H59V49H58ZM93 49H92V48ZM96 47V48H95ZM104 47V48H103ZM109 47V48H108ZM112 47H115V48H112ZM111 48V49H110ZM7 49V50H6ZM36 49V48H35ZM108 49H110L109 51H108ZM8 50H9V52H8ZM91 50V51H90ZM244 50H246V49H244ZM6 53V56H5V53ZM19 51V52H18ZM36 51V50H35ZM62 51V52H63ZM11 52H12V54H11ZM16 52H18V53H16ZM55 52H47V53H43V54H47V55H51V56H48L47 57V55H46V57H44L43 55H41V56H39V59H40V62H39V64L40 63H42V65H44V60H47V59H52V58H55L56 57V54H55ZM61 52V53H62ZM89 52H91V53H89ZM33 54H34V50H33V52H32ZM31 53V54H32ZM36 53V52H35ZM38 53V52H37ZM78 53V54H77ZM27 54V55H28ZM54 54H55V56H54ZM4 55V56H3ZM16 56V57H14V56ZM53 55V56H52ZM73 55V56H72ZM79 55H84L83 57H80ZM257 55V54H256ZM29 56V55H28ZM73 57V58H71V57ZM95 56V57H94ZM195 56H197V55H195ZM193 57V56H191V59H189V60H192V58H194L193 60H195V59H198L197 60V62H196V64H198L199 66H202V68H203V65H206V64H209L208 66H204V69L206 70V72L210 75H212V73H215L214 71H218V70H220L221 69V67L222 66H224L223 65V63L222 62H220V60H216L215 61V59L214 60H211V62L210 61H207V60H205V59H201L199 56H197V58L196 57ZM13 57H14V59H13ZM33 57V56H32ZM35 57H36V59L37 60H39L38 58H37V55H35ZM40 57H42V58H40ZM44 57V58H43ZM52 57V58H51ZM70 57V58H69ZM85 57V58H84ZM12 58V59H11ZM15 58H17V59H15ZM68 58H69V60H68ZM75 58H77V59H75ZM248 58H251V59H255L256 57H252V56H249ZM259 58H261V59H263L264 60V55L262 54V55H260L259 56ZM36 59H35V62H36ZM74 59H75V61H74ZM82 59V60H81ZM87 59H89V60H87ZM98 59V60H97ZM105 59V58H104ZM115 59V57L114 58H112V60H114ZM199 59H201V60H204V61H201V60H199ZM27 59H24V61H26ZM54 59H52V61H53ZM80 60V61H79ZM94 60V61H93ZM16 61V62H15ZM51 60H49V61H47V62H50V64L51 65H49V64H47V62L45 63V65H47V66H44V67H41V64H40V67H37V65H36V67L35 66H32V68H34L35 70H38V68L39 69H47L48 67H50V66H52V64H54V63H56L55 61L53 62V63H51L52 62ZM67 61V62H66ZM79 61V62H78ZM104 61V60H103ZM205 61H207L206 62V64H205ZM215 61V62H214ZM217 61H219V62H217ZM12 62V63H13ZM70 62V63H69ZM94 62V63H95ZM99 62V61H98ZM195 62V61H194ZM198 62H200V63H202V62H204V63H202V64H200V63H198ZM213 62V63H212ZM262 62H264V61H262ZM22 63H23V61H22ZM86 64V66H85V64ZM121 63V62H120ZM164 64H165V67H167V66H169V67H173V65L174 64H176L177 65V63H174V62H170L169 63V61H168V63L167 62H163ZM162 63V64H163ZM167 63V64H166ZM218 63V64H217ZM38 64V65H39ZM72 64V65H71ZM74 64H76V65H74ZM78 64V65H77ZM103 64V63H102ZM109 64V65H108ZM116 66L117 64H118V62L117 61H113L112 63H107V65L105 66V64L103 65L104 67H107V66H109V68L112 66ZM162 64H159V66H161L162 67ZM212 64L213 65H215L216 64V66L218 65V66H221V67H219L218 69L216 68V66L214 67V66H212ZM221 64V65H220ZM264 64V63H263ZM15 64H12V66H14ZM71 65V66H70ZM88 65V66H87ZM111 65V66H110ZM167 65V66H166ZM226 65H228V64H226ZM18 66V65H17ZM102 66V65H101ZM159 66H156V72L157 71H159V70H161V69H163V68H161V67H159ZM177 66H180L179 64L177 65ZM209 66H212V68L211 67H209ZM75 67V68H74ZM84 67H81V68H83L84 69ZM164 67V66H163ZM182 67V66H181ZM208 67V68H207ZM6 68V67H5ZM3 68V70L5 71L6 70V72L8 71V69L10 68V67H8V68ZM63 68H66V69H63ZM72 68H74V69H72ZM159 70H158V69ZM33 69V70H34ZM72 71H71V70ZM85 69H84V71H85ZM103 69V68H102ZM212 69V70H211ZM217 69V70H216ZM10 70V69H9ZM64 70H67V71H64ZM108 70H109V72H108ZM98 71V72H97ZM102 71V73H99V72H101ZM181 70L180 69H176L175 70V72L174 71H171V72H174V74L173 75H176V74H178L179 72H180ZM107 75V74H111L112 75V77H110L109 75H107L106 77L104 76V73ZM64 73V74H63ZM85 73V72H84ZM97 73V74H96ZM176 73V74H175ZM181 73V72H180ZM63 74V75H62ZM68 74V75H69ZM86 74L89 76L88 78H87V75H85V74H83V72L79 75V77H78V79L80 80L81 79V81H79V83H78V88L79 89H75L74 87H71L70 86V89H67L68 91L67 92H65V94H63V96L64 97H66V96H68V98H73L74 97V95H76V93L78 92V91H80V90H83L82 92L84 93L85 92V94L87 95V96H89V94L88 93H90V86H96V84L98 83V81H99V84L101 83V81H102V83H103V86H105L104 85V83L106 82V80H107V78H108V81H111V79L113 80L115 77H117L116 75H113V71L112 70H110V69H104V70H94L93 72H91V73H87L86 72ZM89 74H91V75H94L95 74V77L94 76H91V77H94V78H91L90 77V75ZM102 74V75H101ZM241 73H239V75H240ZM243 74V73H242ZM241 74V75H242ZM96 75H97V77H96ZM84 77V79H82L83 77ZM103 76V77H102ZM109 76V77H108ZM81 77V78H80ZM48 78H50V79H48ZM91 78V79H90ZM106 78V80H105V82H103L104 80L103 79H105ZM229 79H227V84H228V87H231L232 85V83L230 84L229 83V81H231V80H233V77L231 78V77H228ZM230 78H231V80H230ZM53 79H55V80H53ZM85 79H86V81H85ZM94 79H96L97 81H95ZM238 79V78H237ZM52 80V81H51ZM91 80V81H90ZM235 80V79H234ZM233 80V81H234ZM85 81V82H84ZM221 81H222V79H221ZM221 81H219V82H221ZM233 81H231V82H233ZM56 82V83H55ZM102 83L100 84V86H98L99 88H101V86H102ZM38 84V85H37ZM230 84V85H229ZM263 84V83H262ZM22 85V86H21ZM40 85V86H39ZM43 85V86H42ZM87 85V86H86ZM234 86V87H233ZM232 87L234 88V89H237L238 91L239 90H241V89H239V86H235V85H233ZM261 86V85H260ZM263 87H264V85H262ZM20 87H23V88H20ZM38 87V88H37ZM56 87V88H55ZM86 87H88V88H86ZM237 87V88H236ZM263 87H259L260 89L262 88V90H263V93H264V88ZM33 90H32V89ZM50 88H51V90H50ZM95 88V87H94ZM99 88H95V89H99ZM259 88H258V90H259ZM24 89V90H23ZM31 89V90H30ZM35 89V90H34ZM73 89H75V90H73ZM85 89V90H84ZM87 89H89V90H87ZM250 89V88H249ZM9 90V91H8ZM12 90V91H11ZM23 90V91H22ZM50 91V93H49V91ZM77 90V91H76ZM246 90V89H245ZM262 90H260V92H258V93H262L261 91ZM25 91V92H24ZM41 92V93H38V92ZM52 91V92H51ZM74 91V92H73ZM87 91H89V92H87ZM234 91V90H233ZM236 92V90L234 91L235 93H233L232 92V96H234V101L233 102H235L236 100L235 99H237L236 98V95L238 96V98L239 99H237L238 100V102L236 101L235 102V104L233 105V103H232V105L233 106H237V105H239L240 103L239 102H241V100H242V98H243V101H247V100H249V97H247V95L248 94H246L247 92L246 91H244V90H242V91H239V92H241V93H239V92ZM248 92H249V90H247ZM10 92H12V93H10ZM34 92V93H33ZM37 92V93H36ZM47 94H46V93ZM20 93V94H19ZM23 93V94H22ZM26 93V94H25ZM75 93V94H74ZM242 93H245L246 95H244V94H242ZM8 94V95H7ZM24 94H25V96H24ZM66 94H68V95H66ZM71 94V95H70ZM239 94H240V96H239ZM32 95V96H31ZM44 95V96H45ZM244 97H243V96ZM14 96H15V98H14ZM87 96L86 97H84V98H75V99H73V100H70V104H69V102H68V104L67 105H64V106H62V108H61V110H60V112H58L57 114H56V112H54L53 110H52V112H50V109H45V110H42L41 112H40V114H41V118H44V119H39L38 120V126H39V129H40V131H41V136H40V138L42 139V137L45 139V141H46V139H47V142L49 141L48 139H50V141L47 143V144H45L47 147H50L49 149H47L46 151L45 150H43V154L45 155V157H46V154H48L49 156V158L51 157V158H54L55 159V162H54V159H52L53 160V167L54 166H58V164H59V162H60V164H59V166L63 163L64 164V162H65V166L62 164L61 166H63V167H61L62 168V170L60 171V167L58 168V167H54V168H58L56 171H60L61 173L63 172V174H62V177H65L66 175H68V177L66 176L65 177V179H64V181L61 179L60 180V182H59V179L58 178H62L61 176L59 177V175H61L60 174V172H59V174H57L56 176H51V178H52V180L53 179H57V180H54V181H52L50 178H48L47 180L48 181H51L50 183L47 181V183H49V184H52L51 186V188H53V189H51V190H55V188H58L59 190L60 189H63V188H66L65 186H69V188H67L68 189V191L70 190V192H72V193H70V192H68L67 194H68V197H65V199H63L64 200V204H63V207L60 205V207L58 206L56 209L57 210H55L56 212H61V215H62V217H63V220L65 221H63L62 220V218L61 219H59L58 221H56V223L54 224L55 225V227H54V229L50 232L49 231V235L51 236V242H63L64 244H67V246L68 247H70V248H77V249H80L81 251H82V253H89L90 252V247L92 246V245H90V244H83L82 242H80V237L77 235V233H81V234H85V236L87 237H93L92 239L94 240L95 239V237H96V234L98 235V234H100V231H101V229H102V227L104 226V227H107V226H109V227H107V228H111V230H112V225H114V228H113V230L114 229H116L117 230V228H118V230L117 231H119V233L120 234H123V235H125L124 237L126 238L125 240H127V241H132V239H133V241L132 242H128L129 244H131V243H133L134 242V240L135 239H139V238H135L136 236L137 237H142L143 235V233H145V234H147V235H149V236H152V235H154V234H157V236L158 237H161V238H165V237H169V235L171 234H174V233H177V231H178V229H180V226H179V228H178V226L177 225H179L178 223H180V221H178L177 219H176V216H171V215H175V213H176V215H180V214H183L184 212V210H186V208H188L189 207V204L188 203H190L191 201H193V200H195V198L197 197V196H195V194H197V193H199L200 194V196L201 195H205V194H208L209 193V191L210 190H207V189H210V187L209 188H207L208 186L205 184L206 182L205 181H208V179L207 178H203V180L202 179H199V183H197V185H196V182H198V179H193V178H195L193 175H188V177H186V175H183L182 173H180V174H182V175H180L179 173H177L178 175H180L181 177H179V176H177V174H172V176H174L173 178L175 179V176H176V178L178 177V179L180 180V181H182V180H184V178H187L188 180H190V182L192 183V181L194 182V183H190L191 185H193V186H191L190 184H189V181L188 180H184V182H181V183H179L180 181L179 180H177V182H176V180H174L173 178H172V180H170V181H173V183L171 182V186H172V188L171 187H169L170 186V184H169V188H171V190H169V188L167 187V186H160L161 187V189H159L158 187H156L157 186V184H154V183H157V182H154L153 184L155 185V188L157 189V190H161V192H159L158 193V191L157 190H155V188H154V186L151 184L154 180H151V179H149V180H147V179H145V177H146V174H150V173H153L154 172V170H155V172H156V174H150V175H154V176H156V177H161V175H163L162 177H164V174H161L162 172L164 173L165 171H167V169H164V166H162V164H163V160H164V157H165V160L167 159H169L168 161H167V163L166 162H164V164L163 165H173V164H175V161L176 162H178V160H177V156H179V155H181V156H184V157H182L183 159H181V160H183V161H185V160H187L188 158V160H194V159H196L197 158V156L198 157H200V156H202L203 157V155H204V157H207L208 155V157L209 158H218V160H216V161H218V163H220V164H222V166H226V165H228V163H229V161H231V160H229L227 157H226V159H222V160H219V158L220 157H223V158H225L224 156H226V155H228V154H232V153H235V149L237 150L236 152H238L239 151V148L241 149V148H243V149H245V150H243V149H241L240 151H249V150H251V149H253L252 148V146H251V144H253L255 141V139H253V138H256L257 139V136L259 135V134H261V132L263 131L262 129H264L263 127H264V120H260V124L258 123L259 122V120H258V122L256 123L255 121V123L253 124V122H251V121H245L244 122V126H247V124H248V127H245L246 129L245 130H247V132H249V134H250V132L252 133V134H254V133H256V134H254V137H251L252 136V134H251V136H250V138H252L253 139V141H252V139H249V140H251V142H247V140H245L246 141V145L245 144H242V143H245V141H243L242 143H241V145H240V142H237V144H236V142H235V140H234V137L231 135V132L232 131H230V130H227V131H223L222 133L223 134H221V132L220 133H217V132H213L212 134L210 133V139H212V141H217V142H222V144L220 143V144H218V143H215V145L214 146H216V147H218L219 146V148L217 149V150H215V148H212V147H210V146H207V145H202V146H199V147H194V148H188V149H191V150H188L187 149V147H183V148H181L180 146V143L179 142H177L178 144H175V140H174V142L172 141V140H169V141H165L164 143L165 144H163L162 143V141L161 142H156V143H152V145L151 144H140L139 146H138V144L137 145H135V144H132V143H130V142H128V141H130V140H127V139H125V136H123V135H125L124 133H122V132H118V130L117 131H115L118 127H116V129H115V126H114V128L113 127H111V125H106L107 127H104L103 128V130H100V132H98L97 131V129H99L98 127H93L92 125H91V127H89L88 129L87 128H84V127H86V126H73V127H71L70 129H68V131H59V130H57V125L58 124H60L61 122H62V120H61V117L63 116V114L61 115V113H64V109L66 108L67 109V107H65V106H70V107H68V109L66 110V112L67 113H74V112H77L78 111V108H80V107H82V106H89V105H96V104H98V103H100V101H98V103H97V101H93V104L91 103V101H87L85 98H87ZM245 96H246V98H245ZM249 96V95H248ZM19 97V98H18ZM25 97V98H24ZM241 97V98H240ZM18 98V99H17ZM24 98V99H23ZM67 98V97H66ZM233 98V97H232ZM10 101V102H9ZM85 101H87V102H89V104L88 103H86ZM243 101L241 102V103H243ZM102 102V101H101ZM85 103V104H84ZM14 104V105H13ZM237 104V105H236ZM78 105V106H77ZM2 107V108H1ZM77 107V108H76ZM47 111H48V113H47ZM8 112V113H7ZM54 112V113H53ZM53 113V114H52ZM61 115V116H60ZM46 118V119H45ZM55 119V120H54ZM263 121V122H262ZM43 122V123H42ZM4 123V124H3ZM252 123V124H251ZM0 124H2V125H0L1 127H0V134H2V135H0V141H4L5 139L4 138H7V139H11V138H16V136H22V135H24V133H25V135H28V134H26V133H28V131L27 130H30V132H32L33 130H32V127H34V125H27L28 127H26V124L24 125L23 123L21 124V123H18V124H12V123H9V121L7 120V119H2V120H0ZM12 124V125H11ZM251 124V125H250ZM8 125V126H7ZM16 125V126H15ZM18 125V126H17ZM24 125V126H23ZM250 125V126H249ZM254 125H256V128L258 129H256L255 128V126ZM259 125H262V127H259ZM5 126V127H4ZM31 126V127H30ZM37 126V127H38ZM108 126H110L109 128L111 129V130H109L108 129ZM113 126V125H112ZM160 126V125H159ZM158 125H156V127H155V129H157L156 131H157V133H159L161 136H163V135H165L166 134V132L164 131L165 129H162L161 128V126L159 127ZM254 126V127H253ZM15 127H18V128H15ZM30 127V129H28ZM159 127V128H158ZM26 128V129H25ZM93 128V129H92ZM106 128H107V131H106ZM262 128V129H261ZM7 129V130H6ZM16 129V130H15ZM43 129V130H42ZM95 129V130H94ZM112 129L114 130V131H112ZM161 131H160V130ZM250 129V130H249ZM259 129H261V132H259L260 130ZM2 130H4L3 132H2ZM10 130V131H9ZM25 130V131H24ZM91 130V131H90ZM158 130L160 131V132H158ZM196 130H197V132H196ZM196 130H183V132H187V134L191 137V136H194L193 134H196V135H199V134H197V133H199V132H201L198 128L196 129ZM198 130H199V132H198ZM201 130H204V129H201ZM259 132H257V131ZM9 131V132H8ZM24 131V132H23ZM256 131V132H255ZM13 134H12V133ZM93 132H95V133H93ZM224 132H225V134H224ZM229 132H230V134H229ZM264 132V131H263ZM262 132V133H263ZM33 133V132H32ZM98 133H103V134H98ZM115 133V134H114ZM192 135H191V134ZM216 133V134H215ZM233 133V132H232ZM257 133H258V135H257ZM11 134V135H10ZM22 134V135H21ZM96 134V135H95ZM117 134V135H116ZM122 134V135H121ZM219 136H218V135ZM14 135V136H13ZM127 135V134H126ZM184 136H186L185 134H183ZM213 135V136H212ZM3 136H4V138H3ZM18 136V137H19ZM47 136V137H46ZM120 136V137H119ZM121 136H123L124 138L122 139L121 138ZM10 137V138H9ZM86 137V138H85ZM212 137V138H211ZM57 138L58 139V141H61V142H58L57 141V139L55 140V139ZM82 138V139H81ZM84 138V139H83ZM120 138V139H119ZM259 138V140L261 139V140H263L264 141V133L263 134H261L260 135V137H258ZM5 140V141H8V140ZM54 139V140H53ZM87 139V140H86ZM194 139V138H193ZM95 140V141H94ZM223 140V141H222ZM258 139H257V141L256 142H260ZM44 141V140H43ZM62 141H64V143L65 142H67L66 144H64ZM85 141H87V142H85ZM97 141V142H96ZM124 141V142H123ZM263 141L260 143L261 145H263V147H264V144H263ZM50 142H52V143H50ZM94 142V143H93ZM235 142V143H234ZM55 143V144H54ZM56 143H59V144H63V146L61 145V147L60 146H58V144H56ZM81 143H82V145L83 146H81ZM127 143H130L129 145H126ZM170 143H172V144H170ZM224 143V144H223ZM238 143H239V145H240V147H236L237 145H238ZM251 143V144H250ZM51 144V146H49ZM68 144H69V146H68ZM84 144H85V146H86V148H88V150H92V152L93 153H95L94 151H98L99 150V153L97 152V154L96 155H94V154H91V155H94L93 157H96V156H99L100 154V158L103 160V161H106L107 160V162H105V166H104V163H102L101 165L100 164H98L96 167H95V169L92 167L93 165H88V166H90V167H82V165L80 166V159H79V161H78V158L74 161L73 159L72 160H69V159H67L66 157H67V154H68V152H67V150L65 151V149H68V151L69 152H71V150H73V149H76L77 150V148L79 149V146H80V148L82 147V148H85V146H84ZM94 144H96V145H94ZM159 144V145H158ZM168 144V145H167ZM171 146H170V145ZM216 144H218V145H216ZM235 144V145H234ZM249 144V145H248ZM56 147V150H54L55 149V147ZM65 145V146H64ZM71 145V146H70ZM76 145V146H75ZM79 145V146H78ZM94 145V146H93ZM116 145H118V146H116ZM131 145H132V147H131ZM147 145V146H146ZM156 145V146H155ZM177 145L180 147H177ZM67 146V148H65ZM78 146V147H77ZM89 146V147H88ZM98 146V147H97ZM120 146V147H119ZM135 146H137V147H135ZM205 146V147H204ZM221 146V147H220ZM245 146H250V147H248V149L247 148H245ZM57 147H58V150H57ZM68 147H74V148H71V150H70V148H68ZM77 147V148H76ZM123 147V148H122ZM125 147H126V151H120L121 149H125ZM128 147V148H127ZM129 147H131V148H129ZM135 147V148H134ZM144 147V148H143ZM151 147V148H150ZM155 147V148H154ZM161 147V148H160ZM200 147H202V148H200ZM236 147V148H235ZM54 148V149H53ZM60 148V149H59ZM66 152V153H64V151H62V149ZM65 148V149H64ZM96 148V149H95ZM186 148V149H185ZM207 148V149H206ZM235 148V149H234ZM250 148V149H249ZM104 149H105V151H104ZM133 149V150H132ZM137 149V150H136ZM158 149H160V150H158ZM162 149V150H161ZM184 149V150H183ZM195 149V150H194ZM50 150V151H49ZM140 150H142V151H140ZM153 150H155V151H153ZM197 150V151H196ZM199 150V151H198ZM204 150V151H203ZM210 150V151H209ZM234 150V151H233ZM28 151V150H27ZM49 151V152H48ZM119 151L120 152H123V153H126L125 155H128L127 157H123V159L121 158V156H119ZM231 151H233V152H231ZM22 152V151H21ZM26 152V150H24V155L21 157V155L23 154V153H21L20 154V152L18 153V155H19V157L21 158V160L19 159V158H17L16 156H17V152H15V155H13L14 153H12L11 155H12V157H11V155L10 156H8L7 157V161H12L14 164H16V165H14L13 167H14V170H17V171H14L12 174H15V176L14 177H12V181H14V179H16L17 178V176L19 177V178H21L20 180H18V179H16L15 181H17V182H11V180H9V179H11V177L10 176H13L12 174H7V177H6V175H4L3 177H6V178H0V182H1V180L2 179H4V181H2L1 183L3 184H1L0 183V190H1V187L3 186H5V183L7 182V180H8V182L10 183V184H12V185H18L20 182V184H19V188L20 189H22L21 187H20V185L23 187V190H21V194L23 193L24 194V191L25 190H27V189H30V188H27L29 185H30V183L32 184L31 186H34L35 184H34V180L32 179V177L35 175L34 173L33 174H31L32 176H31V178H30V180L32 181L33 180V182H30V180H27V182L24 184V183H22V181H26V179H23L24 178V175H26V174H24L23 175V173H25V171L24 170H22L23 168H21V167H23L24 165H26L27 163L28 164H31V162H33V161H35V157L32 159V156L35 154V152H33L32 154L33 155H31V152H30V155H28L29 153H25ZM29 152V151H28ZM47 152V153H46ZM100 152H102V153H100ZM128 152V153H127ZM160 152H162L163 153V155H162V153L159 155V153ZM203 152V153H202ZM205 152V153H204ZM207 152V153H206ZM227 153V152H230V153H227L226 155L225 154H223L222 155V153ZM55 153V154H54ZM110 153V154H109ZM113 153H115L114 155H113ZM143 153H145L147 156H149L148 158H147V156L145 155V154H143ZM194 153V154H193ZM196 153V154H195ZM199 153V154H198ZM25 154H27L28 156H30V157H28L27 155H25ZM50 154H52V155H50ZM54 154V155H53ZM57 154V155H56ZM61 154H63L64 156H62ZM66 154V155H65ZM108 154V155H107ZM137 154V155H136ZM151 154H152V156H151ZM158 154V155H157ZM189 154H193V155H196V158L195 157H190V155ZM198 154V155H197ZM203 154V155H202ZM212 154H213V156H212ZM57 156V158H56V156ZM62 156V159L64 158V159H66V161L65 160H62L61 161V157L60 156ZM107 155V156H106ZM111 155L112 156H115L116 155V158L115 157H113V158H115V160L111 157ZM130 155V156H129ZM141 156V155H145L146 156V161L144 162V161H141L140 162V160L139 159H136L137 157L136 156ZM175 155H176V158H175ZM187 155V156H186ZM189 155V156H188ZM216 155V156H215ZM31 158L30 160L27 158ZM154 156H155V159H154ZM157 156V157H156ZM162 156V157H161ZM174 156V157H173ZM181 156H179L178 158H179V161H180V157ZM219 156V157H218ZM14 157L15 158H17V159H19V165H23V166H19L18 165V161L15 159L14 160ZM24 157V158H23ZM105 157H108V159L107 158H105ZM109 157H111V158H109ZM151 157V158H150ZM174 158V159H170V158ZM188 157V158H187ZM9 158H11V159H9ZM23 158V159H22ZM27 160H26V159ZM123 160V161H125V163L121 160V159ZM126 158V159H125ZM158 158H162L161 160L163 161L162 163H161V161L159 160L158 161ZM192 158V159H191ZM9 159V160H8ZM59 159H60V161H59ZM111 159V160H110ZM118 159H120V160H118ZM130 159L131 160H133L132 162H129L130 161ZM137 161L136 163L137 164H134L133 165V163L135 162V160ZM151 159V160H150ZM157 159V160H156ZM221 159V158H220ZM31 161V162H27V161ZM51 160V161H52ZM128 160V161H127ZM138 160H139V162H138ZM16 161H17V163H16ZM59 161V162H58ZM71 161H73L74 162V165H76L75 167H72V162ZM158 161V162H157ZM171 161H172V163H171ZM174 161V162H173ZM20 162H21V164H20ZM23 162H27V163H23ZM58 162V163H57ZM66 162H68V165H66ZM72 164H71V163ZM76 162V163H75ZM80 164H79V163ZM123 162V163H122ZM152 162L153 164H150V163ZM155 162V163H154ZM159 162H160V168H159V166H157L158 164H159ZM169 162H170V164H169ZM77 163H78V165H77ZM115 165H114V164ZM117 163V164H116ZM127 163V164H126ZM145 163V164H144ZM55 164V165H54ZM57 164V165H56ZM69 164H70V166H69ZM107 164H109V165H107ZM149 164V165H148ZM17 165H18V167H17ZM73 165V166H74ZM126 165V166H125ZM129 165H130V167H129ZM135 165H137V166H135ZM141 165H142V168H141ZM27 166L29 167L30 165H26V167L24 166V168H27ZM66 166H67V168H66ZM69 166V167H68ZM98 166H101V167H98ZM124 166L126 167V168H124ZM151 166V167H150ZM154 166V167H153ZM156 166V167H155ZM16 167V168H15ZM19 167H20V169L22 170V172H21V170L19 169ZM72 167V168H71ZM76 167H79L78 169H80V170H78ZM128 167V168H127ZM147 167H148V169H147ZM150 167V168H149ZM159 168L158 170L156 169V168ZM72 169V172H70L71 171V169ZM74 168L75 169H77V170H75V171H73L74 170ZM82 168V169H81ZM88 168V169H87ZM120 168V169H119ZM135 169V168H137V169H135V170H137V171H139V172H141V175H140V173L139 172H137L136 171V173H134L135 171H132V173H131V171H130V169ZM140 168V169H139ZM163 168V169H162ZM19 169V170H18ZM28 169V168H27ZM70 169V170H69ZM129 169V170H128ZM145 169V170H144ZM69 170V171H68ZM81 170L82 171H84V173L83 172H81ZM94 170V171H93ZM142 170H143V174H145V175H142ZM147 170V171H146ZM148 170H149V172H148ZM157 170V171H156ZM67 171V172H66ZM79 171V172H78ZM151 171V172H150ZM169 171H170V169H169ZM15 172H18L17 174L15 173ZM21 172V173H20ZM76 172V173H75ZM88 172H90V174L88 173ZM93 172V173H92ZM97 172V173H96ZM148 172V173H147ZM158 172H159V174H158ZM65 173V174H64ZM78 173V174H77ZM80 173H82V175L80 174ZM19 174V175H18ZM73 176H72V175ZM79 174H80V176H79ZM86 174L88 175V176H86ZM96 174V175H95ZM133 174H137V175H132ZM166 174H168L167 176H169V175H171V172H170V174L168 173V172H165V175ZM185 174V173H184ZM204 174H206V172H204ZM23 175V176H22ZM74 175H77V176H75L76 178H77V181H78V178L80 177L81 179H79V181L77 182V181H75L76 179L74 178ZM83 175H85V176H83ZM131 175V176H130ZM141 177V176H145L144 178L143 177H141L142 179H144V181H143V183L145 182V185L146 184H148L147 185V187L150 185V187H152V188H147L146 189V186H145V190H149V191H147L148 192V194H149V196L151 195V197H152V195L153 196H155V198H151V199H157V197L159 198L158 200H161L162 202H163V200L165 199V200H170V202H172L173 204H176V205H171V204H167L166 205V203L168 202V201H164V206L163 207H160V206H157L156 204H154L156 201L155 200H153V201H151L152 203H150L148 206H149V208L148 207H146L147 209H150V205L152 204V206H153V204H154V206H153V208L156 210H154L152 207V209L156 212H153L152 213V209L150 210L151 211V213H149V214H151V216H154V218L152 219V217L148 214V213H144V212H142L143 210L145 211V209L146 208H142V209H140V208H138L139 209V211H138V209L136 208L135 210L132 208H130V207H128V208H126L127 207V205H119V204H117V207H115L116 205L114 204V202L116 201L117 203L119 202L118 201V199L120 200L122 197H123V194H122V192L124 193V191H125V193H124V195H127L126 193H131L130 191L132 190V192H134L135 190H134V188L136 189L137 187V190H139L140 191V189L141 190H143V188H144V186H143V183H141L142 181H140L141 179L139 178V176ZM9 176V177H8ZM21 176V177H20ZM123 176V177H122ZM166 176V177H167ZM190 176H192V177H190ZM226 176L227 175H224L222 178H223V181H225V179H226ZM74 178V180L73 181H75L74 183L71 181L73 178ZM86 177V178H85ZM98 177V178H97ZM8 178V179H7ZM70 178V179H69ZM134 178V179H133ZM181 178V179H180ZM183 178V179H182ZM225 178V179H224ZM34 179H35V176H34ZM68 179V180H67ZM93 179V180H92ZM135 179H137L136 181L138 182H140L141 183V185H142V188H141V185H140V183L138 182H136L135 181ZM191 179H192V181H191ZM22 180V181H21ZM95 180V181H94ZM125 180V181H124ZM6 181V182H5ZM55 181H56V183H55ZM65 181H68V182H65ZM70 181V182H69ZM89 181L91 184H88L87 182ZM100 181V182H99ZM104 181V182H103ZM122 181V182H121ZM150 181V182H149ZM179 181V182H178ZM249 181V180H248ZM62 182V183H61ZM71 182L73 183V184H71ZM114 182V183H113ZM122 183V185H124L125 187H127L126 189H125V187L123 186V187H120L119 188V186L118 185H120L121 183ZM123 182H125L124 184H123ZM127 182V183H126ZM129 182V183H128ZM176 182V183H175ZM188 182V183H187ZM203 182V183H202ZM243 181H241L240 183H242ZM245 182H247L246 180H245ZM8 183V185H9V189L8 190H18V187H17V189H15V187L16 186H12L11 185V187H10V184ZM15 183V184H14ZM17 183V184H16ZM60 184L61 183V185H58V184ZM66 183V184H65ZM70 183V184H69ZM107 184L106 186H105V184ZM177 185V186H174L175 184ZM183 183V184H182ZM184 183H187L188 184V187L186 186V184H185V186H184ZM244 183V182H243ZM242 183V184H243ZM63 184V185H62ZM79 184H81V185H79ZM104 184V185H103ZM116 184H118V185H116ZM129 184H132V185H130V186H128ZM133 184H134V186H133ZM173 184V185H172ZM179 184H181V185H179ZM203 184V185H202ZM241 184V185H242ZM26 185L27 187H26V189H24L25 187L24 186ZM54 185H58V187L57 186H54ZM65 185V186H64ZM71 185V186H70ZM101 185V186H100ZM140 185V186H139ZM152 185V186H151ZM182 185H183V187L185 188H183L182 187ZM198 185L199 186H201V187H198ZM238 185H240V184H238ZM59 186H60V188H59ZM64 186V187H63ZM72 186H73V188H72ZM95 186V187H94ZM117 186V187H116ZM134 187V188H132V187ZM180 186V187H179ZM205 186H206V188L207 189H205V190H203L204 188H205ZM6 187H8L7 186V183H6ZM5 187V188H6ZM13 187V189H11ZM77 187H79V188H77ZM88 187L90 188V189H88ZM96 187H98L97 188V190L95 189ZM107 189H106V188ZM132 189H131V188ZM174 187V188H173ZM176 187V188H175ZM178 187V188H177ZM192 189H191V188ZM75 188V189H74ZM110 188V189H109ZM111 188H113V189H111ZM116 188H119V189H116ZM140 188V189H139ZM181 190H180V189ZM199 188V189H198ZM202 188V189H201ZM4 189V188H3ZM72 189V190H71ZM83 189H85L86 191L84 192V190ZM103 189H104V191H103ZM129 189H131V190H129ZM166 189H168V190H166ZM179 189V190H178ZM50 190V191H51ZM57 190V189H56ZM56 190H55V192L52 194V192L53 191H51V193H49V194H51V195H54V194H56ZM91 190L93 191V193L91 192ZM109 190L111 191V193L109 192ZM116 190H118V191H116ZM136 190V191H137ZM152 190V191H151ZM162 190H164V192L162 191ZM189 190V191H188ZM198 190H200V192H203V191H206L207 193H205V192H203V193H200ZM7 191V190H6ZM30 191V190H29ZM80 191V192H79ZM83 193H82V192ZM96 191H97V193H96ZM113 191H115V192H113ZM157 191V194H160L161 196H157V195H154L155 193H153L152 194V192H156ZM166 191H169L170 193H166V194H168V195H166V196H168V197H165V195L163 194V193H165ZM182 191H184V192H182ZM192 191H193V193H192ZM196 191V192H195ZM17 192V191H16ZM57 192L59 193V191L57 190ZM77 192V193H76ZM78 192H79V194H78ZM88 192H91V193H88ZM103 192V193H102ZM147 192H146V194H147ZM178 192V193H177ZM18 193V192H17ZM81 193V194H80ZM113 193H115V194H113ZM119 193V194H118ZM151 193V194H150ZM184 193V194H183ZM21 194L19 195L20 197H23V199L25 198V199H29L31 196H28V197H26V196H23V194H22V196H21ZM25 194H26V191H25ZM24 194V195H25ZM76 194V195H75ZM86 194V195H85ZM109 194H111V195H109ZM122 194V195H121ZM171 196H170V195ZM188 194H189V196H193V200H192V196H191V201L190 200H187L186 198L187 197H189L188 196ZM194 194V195H193ZM198 194V195H199ZM75 195V196H74ZM90 195V196H89ZM113 195V196H112ZM114 195H119V197L120 198H118V196H114ZM121 195V196H120ZM175 196L176 198L178 197V196H176V195H180V197L181 198H177L176 200L175 199H173L174 201H172V197L173 196ZM184 195V196H183ZM186 195V196H185ZM76 196L79 198H76ZM85 196V197H84ZM92 196V197H91ZM94 196V197H93ZM96 196H98V199L97 198H95ZM110 196H112V197H110ZM162 196H164V197H162ZM171 198H170V197ZM195 196V197H194ZM200 196H198L197 197V199L199 198H201ZM34 197V196H33ZM33 197H31V198H33ZM107 197V198H106ZM114 197V198H113ZM117 199H116V198ZM174 197V198H175ZM66 198H68L67 199V201H65L66 200ZM86 198H87V201H86ZM90 200H89V199ZM104 198V199H103ZM111 198V199H110ZM112 198H113V201H111L110 202V200H112ZM161 198V199H160ZM162 198H163V200H162ZM182 198H184V199H182ZM190 198V197H189ZM188 198V199H189ZM24 199V200H25ZM73 199V200H72ZM101 199V200H100ZM103 199V200H102ZM107 199V200H106ZM114 199H116L115 201H114ZM179 199V200H178ZM186 199V200H185ZM196 199V200H197ZM62 200V201H63ZM76 200H78V201H76ZM86 201V202H84L83 203V201ZM93 200V201H92ZM184 201L185 200V202H183L185 205H188V206H183V203H182V201ZM82 201V202H81ZM97 201H100L99 203L97 202ZM107 202V204H106V202ZM177 201V202H176ZM179 201H181V202H179ZM186 201H187V204H186ZM189 201V202H188ZM11 202V201H10ZM75 202V203H74ZM81 202V203H80ZM87 202H88V204H87ZM93 202H95V203H93ZM109 202H110V204L112 205V204H114V205H110L109 206ZM113 202V203H112ZM61 203H63V202H61ZM66 203H68V204H66ZM83 203V204H82ZM180 203H182L181 205H182V207H181V205H180ZM82 204V205H81ZM97 204H100V205H97ZM180 205V206H178V208L180 209V208H183L182 209V213H179L180 212V210L178 209H176V207H177V205ZM91 205H93V206H91ZM96 205H97V207H96ZM169 205H171V206H169ZM76 206V207H75ZM79 206H81V207H79ZM83 206H85V207H83ZM89 206V207H88ZM91 206V207H90ZM114 206V207H113ZM119 206V207H118ZM123 208H122V207ZM166 206V207H165ZM67 207H68V209H67ZM88 209H87V208ZM93 207V208H92ZM107 207L109 208L108 210H107ZM115 208V209H113V208ZM121 207V208H120ZM156 207V208H155ZM173 207H175V208H173ZM222 207V208H221ZM60 208V209H59ZM80 210H79V209ZM100 208V209H99ZM110 208H112V209H110ZM125 208V209H124ZM167 208H169L168 210H167ZM216 210H214L213 209V211H216V212H213L212 211V215H211V217H213V218H211L212 219V221L213 222H216V220L217 219H215L216 217H217V215H218V217L220 216V214H222V212L224 211V209H225V207L222 205H220V208H219V206H217V207H214ZM219 210H218V209ZM6 209V208H5ZM83 209V210H82ZM85 209V210H84ZM146 209V210H147ZM159 209V210H158ZM170 209H172V210H170ZM174 209V210H173ZM221 209V210H220ZM11 210V208H9V209H6V210H3V212L2 213H0V216L2 215L3 216V218H4V220H3V223H5L7 220H9L10 219V215H8V214H12V211H10ZM65 210V211H64ZM88 210V211H87ZM107 210V211H106ZM112 210V211H111ZM115 210L116 211H118L119 210V212H115ZM124 210H127L128 211V213H127V211H124ZM132 210H134V211H132ZM141 210V211H140ZM161 210H162V212H161ZM176 210H177V212H176ZM223 210V211H222ZM77 211H79V212H77ZM86 211V212H85ZM123 211V212H122ZM131 212V214H130V212ZM139 213H138V212ZM171 211V212H170ZM172 211H173V214H172ZM179 211V212H178ZM218 211V212H217ZM219 211H221L220 213H219ZM27 212V211H26ZM69 212V213H68ZM110 214H109V213ZM114 212V213H113ZM137 214H135V213ZM140 212H142V213H140ZM148 212V211H147ZM163 212H165V213H163ZM169 212V213H168ZM175 212V213H174ZM31 213H32V211L31 212H29V214L31 215ZM35 213V212H34ZM65 213V214H64ZM117 213H119V214H117ZM124 213V214H123ZM132 213H134V214H132ZM168 215H167V214ZM179 213V214H178ZM216 213H218V214H216ZM105 214H107V216L108 217H111L112 215V217H111V219H114V221L116 222V223H114L113 224V222H111V223H109L108 225H107V223H105V218H107L106 217V215ZM146 214H148V215H146ZM153 214V215H152ZM157 215L156 216V218H155V215ZM158 214H161V216L160 215H158ZM171 214V215H170ZM214 214V215H213ZM215 214H216V217H215ZM6 215V216H5ZM68 215V216H67ZM77 217H75V216ZM79 215V216H78ZM103 215V216H102ZM120 215H121V218H119L120 217ZM131 215H132V217H131ZM145 215H146V217H148V218H146L145 217ZM166 215V218L165 217H163V216H165ZM28 216V212L26 213V217ZM67 216V217H66ZM119 216V217H118ZM125 216V217H124ZM135 216H137V218H135ZM177 216V217H178ZM78 217L80 218V219H78ZM104 217V218H103ZM117 217V218H116ZM157 217H159V218H157ZM168 217H170L169 219H168ZM181 217V216H180ZM215 217V218H214ZM217 217V218H218ZM2 218V217H1ZM12 218V217H11ZM31 218V216H29L28 218H26L25 219V222H24V224H23V226H29V224H30V226L32 225V221L33 220H31L30 219ZM66 218V219H65ZM75 218V219H74ZM126 218V219H125ZM146 218V219H145ZM160 218H162V219H160ZM174 218V219H173ZM104 219V220H103ZM116 219H117V221H119L118 223H117V221H116ZM128 219V220H127ZM134 219V220H133ZM149 219V220H148ZM152 221H151V220ZM159 222V220H160V222L159 223H156L157 221ZM165 221H164V220ZM178 219H179V217H178ZM213 219H215V220H213ZM1 220V219H0ZM11 220V219H10ZM28 220V221H27ZM102 220H103V222H102ZM121 220V221H120ZM129 220H131V221H129ZM147 220L149 221V222H147ZM168 220L171 222H168ZM177 220V221H176ZM180 220H181V218H180ZM30 221V222H29ZM62 221V222H61ZM86 221V222H85ZM126 221V222H125ZM129 221V223H127ZM146 221V222H145ZM176 221V223H174V222ZM60 222V223H59ZM125 222V223H124ZM130 222H132L133 224H131ZM135 222H136V226H138V225H140V229H141V226H143V228H144V230H145V226H146V223H148L147 224V228L146 229H148L149 227V229L148 230H151V231H148V230H143V228H142V230L144 231H142V230H139L136 226H135ZM139 222H140V224H139ZM142 222H144L145 223V225H143L144 223H142ZM168 222V223H167ZM173 222V223H172ZM100 223V224H99ZM161 223L162 224H165V225H161ZM27 224V225H26ZM126 224V225H125ZM130 226H128V225ZM138 224V225H137ZM157 226H156V225ZM159 224L161 225V226H159ZM169 224H173V225H169ZM53 225V226H54ZM101 227H100V226ZM111 225V226H110ZM149 226V227H148ZM152 226V227H151ZM157 227V229H152V228H154V227ZM168 227V226H171V227H168L169 229H163L164 227ZM175 226L176 227V230H175V227L173 228V227ZM116 227V228H115ZM135 227V228H134ZM155 227V228H156ZM159 227H160V229H159ZM81 228H83V229H81ZM85 228V229H84ZM132 228H134L133 230H132ZM136 228H137V230H136ZM172 229V231H171V229ZM25 229V228H24ZM126 231H125V230ZM163 229V230H162ZM70 230V231H69ZM110 230V231H111ZM156 230L157 231H159V232H156ZM168 230H170L169 231V233H168ZM78 231V232H77ZM82 231V232H81ZM132 231V232H131ZM139 232V234H140V232H141V234L139 235L138 234V232ZM155 231V233H153V232ZM163 234H162V233ZM167 232V234H164V233H166ZM125 233V234H124ZM149 233V234H148ZM153 233V234H152ZM136 234V235H135ZM144 234V235H145ZM162 235V236H159V235ZM90 235V236H89ZM126 235H128V236H126ZM142 235V236H141ZM148 236V237H149ZM79 237V238H78ZM130 237V238H129ZM56 238V239H55ZM135 238V239H134ZM92 239H90L89 238V240H92ZM130 239V240H129ZM136 241V240H135ZM194 244H195V247H194V245L193 246H191L190 247V249H188V251H186L187 253H189V252H192V253H195L194 251H197L195 248H196V240L194 241ZM194 247V248H193ZM193 249H195V250H193ZM3 252V251H2ZM27 253V256H25V257H28L30 260L31 259H33L35 256H34V254H35V250H34V252H33V250H29V252H26ZM99 258H100V256H99ZM103 258V259H102ZM96 259V258H95ZM101 261H104L105 263L107 262L108 263V261H106V259L104 258V257H101ZM105 259V260H104ZM103 262V263H104ZM17 264H22L21 262H18Z\"/></svg>","mask_w":264,"mask_h":264}]
</instances>
